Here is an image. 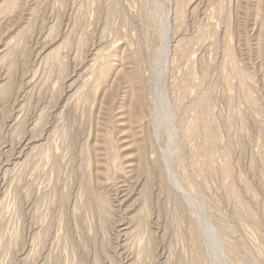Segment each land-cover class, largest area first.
I'll use <instances>...</instances> for the list:
<instances>
[{"label":"rangeland","instance_id":"374dc122","mask_svg":"<svg viewBox=\"0 0 264 264\" xmlns=\"http://www.w3.org/2000/svg\"><path fill=\"white\" fill-rule=\"evenodd\" d=\"M0 264H264V0H0Z\"/></svg>","mask_w":264,"mask_h":264}]
</instances>
